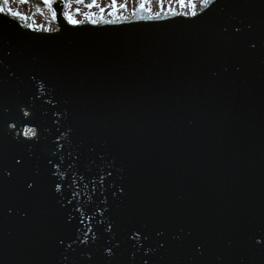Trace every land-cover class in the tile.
<instances>
[{"label": "water", "instance_id": "95a60500", "mask_svg": "<svg viewBox=\"0 0 264 264\" xmlns=\"http://www.w3.org/2000/svg\"><path fill=\"white\" fill-rule=\"evenodd\" d=\"M65 4L0 14V264H264V0Z\"/></svg>", "mask_w": 264, "mask_h": 264}, {"label": "rangeland", "instance_id": "374dc122", "mask_svg": "<svg viewBox=\"0 0 264 264\" xmlns=\"http://www.w3.org/2000/svg\"><path fill=\"white\" fill-rule=\"evenodd\" d=\"M42 2V0H40ZM126 0H118L115 6L111 5V0H97V3L92 7L85 4H77L75 0H69L65 13L70 14L73 19L83 22H99L101 20H110L113 18H129L137 9L140 8L138 0H127L125 7H120L125 4ZM91 3V0L88 2ZM193 4L195 7H193ZM201 0H192L188 3L185 0L184 4L177 3L176 0H164L163 4L159 0H150L144 6L152 16L161 14L177 13L182 15H192L203 8ZM11 8L13 11L21 13V16H26L27 19L16 17L23 21L28 27L35 30H54L57 28L55 18L53 17V9L47 5H40L37 0H27V3H19L18 0H9L6 4L5 12ZM104 11L101 12L100 9ZM79 9V11H77ZM158 14V15H157ZM32 134L29 133L28 136Z\"/></svg>", "mask_w": 264, "mask_h": 264}, {"label": "snow or ice", "instance_id": "6c2138e0", "mask_svg": "<svg viewBox=\"0 0 264 264\" xmlns=\"http://www.w3.org/2000/svg\"><path fill=\"white\" fill-rule=\"evenodd\" d=\"M19 3H27V0H18ZM56 2V0H42V3L44 5H47L49 7H51L52 4H54ZM118 0H111V5L115 6L117 4ZM127 2V0H126ZM126 2L125 4H121L120 7H125L126 6ZM140 8L143 9L145 4L147 2H150V0H138ZM164 0H159L160 4H163ZM177 3L180 4H184L185 0H176ZM188 3H192V0H187ZM201 2L203 3V5L205 6V8H207L208 6H210L211 4L214 3V0H201ZM9 3V0H3V4H7ZM75 3L77 4H82L84 3V0H75ZM97 3V0H91V3L88 5V7H92L93 5H95ZM193 7H195V5L193 4ZM77 11H79V9H77ZM101 12L104 11L103 8L100 9ZM0 14H5V15H10L12 18H16V17H21L23 19H27L26 16L22 17L21 13L13 11L11 8L8 9L7 13H5V9L3 7L2 4H0ZM65 18L67 19V21L72 24L73 26H77L79 24V21L73 19V17L68 14V13H64ZM158 15V14H157ZM193 15H195V13H193ZM56 16V12L55 10H53V17L55 18ZM237 31H239V29H237ZM254 47V45H253ZM24 115H28V113H24ZM29 133H31L33 136H35L36 132L35 129H26L24 131V135L28 136ZM19 163V162H18ZM29 188L32 187V185H28ZM60 185H57V189L59 190ZM111 228V225H109V229ZM139 235V233H137V236ZM61 243H63V241H61ZM109 255H111V249H108Z\"/></svg>", "mask_w": 264, "mask_h": 264}, {"label": "trees", "instance_id": "16d2710c", "mask_svg": "<svg viewBox=\"0 0 264 264\" xmlns=\"http://www.w3.org/2000/svg\"><path fill=\"white\" fill-rule=\"evenodd\" d=\"M66 1H69V0H66ZM90 0H84V2L88 3ZM37 2L40 4V5H43V3L40 1V0H37ZM0 4L3 5V7H5V4H3V0H0ZM22 21V19H21ZM23 22V21H22Z\"/></svg>", "mask_w": 264, "mask_h": 264}]
</instances>
